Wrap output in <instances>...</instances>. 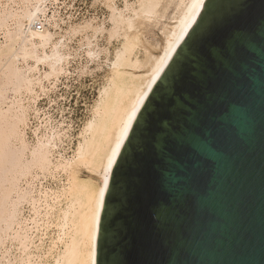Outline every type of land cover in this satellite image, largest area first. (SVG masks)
<instances>
[{
    "label": "water",
    "instance_id": "1",
    "mask_svg": "<svg viewBox=\"0 0 264 264\" xmlns=\"http://www.w3.org/2000/svg\"><path fill=\"white\" fill-rule=\"evenodd\" d=\"M200 24L228 26L219 55L185 47ZM154 96L143 153L121 174L123 204L113 176ZM97 264H264V0L206 1L112 172Z\"/></svg>",
    "mask_w": 264,
    "mask_h": 264
},
{
    "label": "bare ground",
    "instance_id": "2",
    "mask_svg": "<svg viewBox=\"0 0 264 264\" xmlns=\"http://www.w3.org/2000/svg\"><path fill=\"white\" fill-rule=\"evenodd\" d=\"M60 1L0 0V264H97L112 172L144 104L207 0H125L123 9L116 0H105L110 28L105 22L94 25V19L64 21ZM141 22L160 26V42L144 46L138 32ZM105 33L110 43L120 38L121 45L105 60L108 77L73 155L67 156L71 126L42 110L39 102L71 74L77 56L70 47L73 38L87 35L82 46L89 63L101 59L103 50L94 42ZM32 114L36 142L30 145L26 131ZM84 170L88 179L82 178ZM48 179L60 185L45 186L43 180Z\"/></svg>",
    "mask_w": 264,
    "mask_h": 264
},
{
    "label": "rangeland",
    "instance_id": "3",
    "mask_svg": "<svg viewBox=\"0 0 264 264\" xmlns=\"http://www.w3.org/2000/svg\"><path fill=\"white\" fill-rule=\"evenodd\" d=\"M136 1L137 0H128L130 4ZM60 3H61L60 7H62V9L60 10L61 16L62 19L64 18V21L66 22L71 21V23L73 24H78V23H84L86 22V20L92 21L94 19L93 20L94 25L102 24L103 22H105L107 28H110L111 26L109 20L111 11L107 7V3L105 0H67V1L61 0ZM116 4L120 9L125 8L124 7L125 0H118V1L116 0ZM1 8L2 7L0 6V11ZM171 10L172 9L169 10L170 12V13L168 12L169 14H172ZM165 21L166 20H164L163 23H165ZM64 28L66 29V26H64ZM138 32L144 43V46L148 47L154 45L156 42H160V38H161L160 26L156 27L155 25H149L148 23L143 22L140 25ZM88 34L89 36L92 35V33L90 32ZM86 36L87 35L85 34L82 35L79 34V36L77 35L76 37L73 38V41L70 42L71 43L70 47L73 50L72 52L76 53L77 56L71 61V65L69 68L71 74L69 75V77L68 78L62 77L59 83L57 84L56 87L57 89L54 88L52 91L48 93L47 97L43 96L42 100L39 102V107L42 110L44 109V111L46 112L50 111L54 119H56L57 121H61L64 118V120L66 121V125L71 126L69 133L71 135V138L70 140H67L65 142V147L67 149L66 152L67 156L73 155V151L76 149V145L79 140V134L82 128L84 127L85 123L91 117L92 108L99 96V91L106 82V79L109 74V66L108 63H106V61L108 60V58L109 59L113 58L115 51L121 45L120 38H116L112 40L110 43L109 36L107 33L99 36L94 43L98 44L99 48L103 50V53L101 54V59L98 61L88 63L89 60L84 53L85 52L84 49L86 47L82 46L86 42L85 40L82 41ZM1 41L4 42L3 35H0V43H2ZM107 50L109 51L107 52ZM143 53H144L143 51L139 53L140 59L143 58L142 57ZM108 54L110 57L108 56ZM5 109L7 108L5 107ZM31 122L32 124L30 125V128L27 129L26 133L29 144L33 145L36 142V136L34 134V130L37 125V121L34 119L33 114L31 116ZM18 146L19 145L15 144V146L13 147L18 148ZM87 172L86 170L83 171L82 178L85 179L89 178ZM32 174L33 175L38 174L41 176V173L38 172L37 170L32 172ZM63 179L64 177H62V180ZM43 181L45 183V186H49L52 188H56L57 186L60 185L58 181H53L51 179L43 180ZM22 186H24L23 189L26 188L27 185L25 184V181L22 183ZM16 197L17 196L15 195L14 199ZM26 206L27 204H25L24 211L26 216H28L29 205L27 207ZM54 230L55 232H57L56 229ZM51 234H53V230H51ZM9 243L10 242L7 243V247L11 248V244L9 245ZM13 250L15 252L14 247Z\"/></svg>",
    "mask_w": 264,
    "mask_h": 264
},
{
    "label": "snow or ice",
    "instance_id": "4",
    "mask_svg": "<svg viewBox=\"0 0 264 264\" xmlns=\"http://www.w3.org/2000/svg\"><path fill=\"white\" fill-rule=\"evenodd\" d=\"M203 20L201 21L202 24ZM201 24L197 26L196 30L192 33V36L189 38L188 44L185 45L186 48H190L191 51L199 52L207 50V55L209 56L208 49L211 48V56L219 55L224 47L227 46L228 41L232 38L231 33L229 32L228 26L221 24L214 27H210L207 30H201ZM212 49H216V52H213ZM184 57L183 50L177 56L176 61L174 62L172 68L169 69V73L172 72L174 66L181 64ZM169 80V75L164 77V81ZM163 83V82H162ZM159 91V89H158ZM155 101V96L152 100L149 101L148 106L145 108L144 114L141 116L140 122L137 124L136 130L133 132L132 139L129 141L128 149L125 150V154L121 157L120 162L116 166V172L113 176V198L119 199L123 204H127L132 197V193L126 187L121 184V174L126 165H129L131 162H135L136 156L138 153L142 152V146L139 144L140 137H144L145 141L147 137L145 133L149 131V117L151 116L150 109ZM120 145H117L119 148ZM167 149L162 147L160 153L163 155ZM115 154V153H114ZM111 163V161H110ZM103 193H101L102 195ZM109 218L111 219L112 213H108ZM108 232V227H105V233Z\"/></svg>",
    "mask_w": 264,
    "mask_h": 264
},
{
    "label": "built area",
    "instance_id": "5",
    "mask_svg": "<svg viewBox=\"0 0 264 264\" xmlns=\"http://www.w3.org/2000/svg\"><path fill=\"white\" fill-rule=\"evenodd\" d=\"M38 30H41L42 29V25L40 23H37L36 26H35Z\"/></svg>",
    "mask_w": 264,
    "mask_h": 264
}]
</instances>
